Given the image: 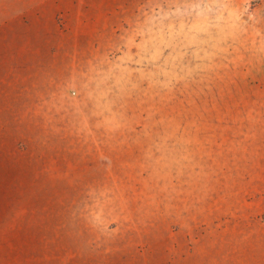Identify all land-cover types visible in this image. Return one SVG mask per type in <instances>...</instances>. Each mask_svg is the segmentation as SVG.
<instances>
[{"label": "rangeland", "instance_id": "1", "mask_svg": "<svg viewBox=\"0 0 264 264\" xmlns=\"http://www.w3.org/2000/svg\"><path fill=\"white\" fill-rule=\"evenodd\" d=\"M0 264H264V0H0Z\"/></svg>", "mask_w": 264, "mask_h": 264}]
</instances>
